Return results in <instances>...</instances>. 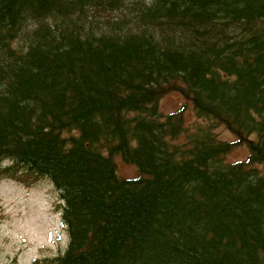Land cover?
Wrapping results in <instances>:
<instances>
[{
	"label": "trees",
	"instance_id": "obj_1",
	"mask_svg": "<svg viewBox=\"0 0 264 264\" xmlns=\"http://www.w3.org/2000/svg\"><path fill=\"white\" fill-rule=\"evenodd\" d=\"M261 166L264 0H0V180L65 202L32 264H264Z\"/></svg>",
	"mask_w": 264,
	"mask_h": 264
},
{
	"label": "rangeland",
	"instance_id": "obj_2",
	"mask_svg": "<svg viewBox=\"0 0 264 264\" xmlns=\"http://www.w3.org/2000/svg\"><path fill=\"white\" fill-rule=\"evenodd\" d=\"M36 28L27 21L20 36L24 43H30L29 39ZM183 36L179 33L177 39ZM232 36L234 34L229 36L231 40L236 39ZM188 104L185 111L188 125L194 120L192 104L177 92H170L161 100V111L174 112ZM216 133L222 140L236 139L223 126ZM246 155L244 148L236 147L228 159L236 162L245 159ZM114 161L120 177L133 178L136 175V167L126 164L120 155L114 157ZM261 170L264 174V166H261ZM64 205L59 192L47 180L31 187L14 180H0V264H32L41 257L63 254L69 241L67 228L61 221Z\"/></svg>",
	"mask_w": 264,
	"mask_h": 264
},
{
	"label": "bare ground",
	"instance_id": "obj_3",
	"mask_svg": "<svg viewBox=\"0 0 264 264\" xmlns=\"http://www.w3.org/2000/svg\"><path fill=\"white\" fill-rule=\"evenodd\" d=\"M37 185V184H36ZM62 221V220H61ZM63 225V224H62ZM69 237V236H68ZM68 243H69V241H68ZM68 246V245H67ZM46 257V256H45Z\"/></svg>",
	"mask_w": 264,
	"mask_h": 264
}]
</instances>
